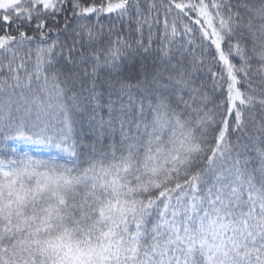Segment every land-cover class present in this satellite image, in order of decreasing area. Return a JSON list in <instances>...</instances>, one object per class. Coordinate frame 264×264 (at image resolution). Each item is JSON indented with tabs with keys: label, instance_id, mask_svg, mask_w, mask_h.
I'll return each instance as SVG.
<instances>
[{
	"label": "snow or ice",
	"instance_id": "obj_1",
	"mask_svg": "<svg viewBox=\"0 0 264 264\" xmlns=\"http://www.w3.org/2000/svg\"><path fill=\"white\" fill-rule=\"evenodd\" d=\"M0 264H264V0H0Z\"/></svg>",
	"mask_w": 264,
	"mask_h": 264
}]
</instances>
